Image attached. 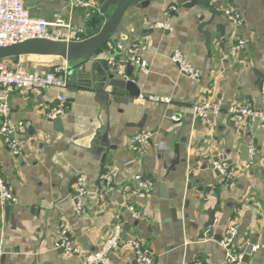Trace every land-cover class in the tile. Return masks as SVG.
<instances>
[{"label":"crops","instance_id":"crops-1","mask_svg":"<svg viewBox=\"0 0 264 264\" xmlns=\"http://www.w3.org/2000/svg\"><path fill=\"white\" fill-rule=\"evenodd\" d=\"M23 2L33 17L51 21L60 15L68 20L76 32L73 40L98 24L87 22V11L70 10L67 0ZM208 5L213 12L194 7L172 14L171 0H153L124 14L113 42L97 57L119 62L125 54L116 45L127 49L137 44L136 55L146 63L145 71L136 65L133 71L140 76L141 98L125 101L119 95L102 105L93 90L68 83L63 90L12 94L10 120L21 122L25 129L19 136L18 155L11 154L0 137V174L17 198L15 204L0 203L4 264H83L82 256L53 249L60 224H67L68 237L85 254L98 248L116 222L121 223L125 239L146 245L155 264H226L227 248L215 236H222L232 217L237 220L235 241L244 245V251L252 238L256 240V251L243 264H264V128L245 122L237 129L223 112L211 129L192 112L195 104L208 98L223 109L235 103L262 108L264 0H208ZM227 5L241 16L240 25L224 16ZM159 21H167L170 29L155 28ZM205 32L210 34L209 45ZM237 39L245 41L244 49L228 56ZM174 50H180L199 72L198 79L179 73L169 58ZM37 57L7 63L28 70L49 69L39 62L52 58ZM59 93L66 96V111L55 129L47 114ZM149 96H167L170 101L154 102ZM141 130L151 133L150 142L134 149L132 138ZM105 131L111 148L101 161L93 145L97 134ZM215 160L235 168L233 187L224 184L212 166ZM110 169L117 176L106 184L101 176ZM136 174L152 182L145 198L131 194ZM81 175L89 188L83 199L74 193L73 179ZM77 204L82 205L80 212ZM130 204L137 219L127 208ZM214 213L219 216L217 226L206 232ZM111 259L112 264H138L133 248L124 243Z\"/></svg>","mask_w":264,"mask_h":264},{"label":"built area","instance_id":"built-area-1","mask_svg":"<svg viewBox=\"0 0 264 264\" xmlns=\"http://www.w3.org/2000/svg\"><path fill=\"white\" fill-rule=\"evenodd\" d=\"M70 10L76 7L88 6L87 0H67ZM171 10L174 8L171 6ZM224 16L234 23H242L241 16L232 5H227L223 10ZM154 27L161 30H169L170 24L167 21H159ZM67 32L64 34L62 30ZM76 32L71 28V23L64 17L57 15L51 21L33 17L24 6L23 0H0V46L11 45L16 42H22L33 38H47L52 40H73ZM245 41L237 39L228 49V56L235 57L245 47ZM138 45L133 43L129 48L121 44L116 45L119 52H124L126 59L142 71L146 70V63L140 59L136 52ZM170 60L176 64L179 73L189 79L196 80L200 74L191 63L186 59L180 50H174ZM110 65H116L119 62L114 59L108 60ZM68 65L64 67H54L46 71L28 70L22 66L12 67L8 65L7 60L0 61V137L8 150L13 155L20 152V134L24 132V125L21 122H12L10 120L11 106L9 95L16 91L29 90L40 93L47 88H56L63 90L67 85ZM138 97H142L139 95ZM262 108H256L251 104H231L225 109L213 99H205L192 107L194 116L205 121L211 129L215 126V119L223 112L227 115L228 121L233 127L239 129L245 122L256 123L257 126L264 128V81L261 86ZM148 100L154 102L169 103L170 98L167 96H149ZM57 103L50 108L47 114L49 119L62 115L66 111V96L63 93L57 95ZM174 119H177L174 117ZM151 133L141 130L133 136L132 141L135 144L134 149L150 142ZM251 159L255 155V148L249 149ZM212 166L220 173L225 185L234 186L235 168L226 161L215 160ZM117 176V171L110 169L109 172L102 174L101 179L106 184H111ZM135 184L131 194L135 198H145L152 189V182L140 174L134 176ZM74 193L77 198L83 199L89 194L87 180L84 176L76 177L74 182ZM17 198L14 196L8 185L4 182L0 174V203L2 205L15 204ZM128 210L132 218L139 217L138 212L133 205H128ZM76 211L82 210V205L75 206ZM219 216L214 213L206 225V232H211L217 226ZM237 220L232 217L226 225L219 243L227 248L225 258L226 264H243L244 245L237 244L235 235L237 232ZM67 224H60L57 236L53 242V249L60 250L67 256H82L83 264H112V254L121 245H130L134 250V255L138 264H155L154 257L146 245L139 240L125 239L123 237V228L121 223H114L111 232L106 236L95 251L83 253L68 235ZM256 251V246L252 247V252ZM195 264H201L199 261Z\"/></svg>","mask_w":264,"mask_h":264},{"label":"water","instance_id":"water-1","mask_svg":"<svg viewBox=\"0 0 264 264\" xmlns=\"http://www.w3.org/2000/svg\"><path fill=\"white\" fill-rule=\"evenodd\" d=\"M88 6L76 7V11H97L101 23L97 30L88 36L78 40H52L47 38H33L22 42H16L11 45L0 46V61L10 58L23 56H39L43 58H52L50 61L39 62L45 66H63L68 65V85L81 86L91 89L95 92L96 100L102 104H111L119 95L125 96V101L140 95L138 82L140 76L134 74V64L126 59L116 65H110L108 60L103 57H97L98 53L109 43L113 42L114 35L118 32L121 20L125 13L133 12L137 9L146 7L153 0H87ZM171 6L174 8L171 13L174 14L177 9H190L198 7L200 9L209 8L208 0H171ZM111 8L110 13L108 10ZM207 36V45L210 42V34ZM125 53H121L123 55ZM124 66V71L120 72V67ZM264 79V74L261 75ZM262 82L259 84L262 86ZM12 97L9 95L8 99ZM121 99V98H118ZM55 129L60 128V117L56 116L49 119ZM142 126V124H139ZM256 141L253 140L255 145ZM96 145V147H95ZM97 155L100 153L101 161L107 157L106 152L109 145L108 132L98 133L94 139L93 145ZM176 149H178L176 147ZM178 152V150H176ZM132 165V164H131ZM130 167V165H129ZM75 181V178L73 179ZM144 201V200H143ZM9 206L5 207V215L8 214ZM217 241L220 235L215 236ZM256 245V240L252 238L245 248L243 262H246L252 253V247ZM5 254L3 248L0 254V264H4Z\"/></svg>","mask_w":264,"mask_h":264},{"label":"trees","instance_id":"trees-1","mask_svg":"<svg viewBox=\"0 0 264 264\" xmlns=\"http://www.w3.org/2000/svg\"><path fill=\"white\" fill-rule=\"evenodd\" d=\"M110 11H111V8L108 10V13H110ZM88 13H89V15H88V20H87V22H88V23H89V22L91 23V22H93V20H95V21L98 22V24H97V26L94 28V30L91 31L90 33H88L86 36L93 34V33L97 30V28L99 27V25H100V23H101V19H100L99 15H98L97 11H95V10H90V11H88ZM83 37H85V36H83ZM10 59H17V58L14 57V58H10ZM54 67H56V66H49V69H53Z\"/></svg>","mask_w":264,"mask_h":264},{"label":"rangeland","instance_id":"rangeland-1","mask_svg":"<svg viewBox=\"0 0 264 264\" xmlns=\"http://www.w3.org/2000/svg\"><path fill=\"white\" fill-rule=\"evenodd\" d=\"M37 58H40V57H37ZM29 70H38V71H42V70H39V69H29Z\"/></svg>","mask_w":264,"mask_h":264}]
</instances>
